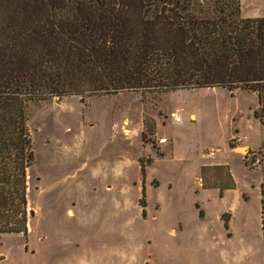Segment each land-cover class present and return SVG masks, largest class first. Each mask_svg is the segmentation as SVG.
<instances>
[{
    "label": "rangeland",
    "instance_id": "rangeland-1",
    "mask_svg": "<svg viewBox=\"0 0 264 264\" xmlns=\"http://www.w3.org/2000/svg\"><path fill=\"white\" fill-rule=\"evenodd\" d=\"M241 15L264 18V0H241ZM86 102L28 104L33 216L25 237L0 236V264H264V144L253 150L259 167L249 169L242 161L250 152L246 141H232L240 137L235 128L254 146L264 137L254 93L123 92ZM203 159L223 166L211 178L202 171L210 185L204 190ZM139 160L146 171L143 209Z\"/></svg>",
    "mask_w": 264,
    "mask_h": 264
},
{
    "label": "trees",
    "instance_id": "trees-1",
    "mask_svg": "<svg viewBox=\"0 0 264 264\" xmlns=\"http://www.w3.org/2000/svg\"><path fill=\"white\" fill-rule=\"evenodd\" d=\"M217 88L264 111V18L241 0H0V236L25 237L33 216L29 103ZM259 189L264 256V176Z\"/></svg>",
    "mask_w": 264,
    "mask_h": 264
},
{
    "label": "crops",
    "instance_id": "crops-1",
    "mask_svg": "<svg viewBox=\"0 0 264 264\" xmlns=\"http://www.w3.org/2000/svg\"><path fill=\"white\" fill-rule=\"evenodd\" d=\"M246 18H256V16H254V15H249L248 17H246ZM255 96H256V94H254ZM256 98H257V96H256ZM194 117V119H195V115L193 116ZM190 118H192V117H190ZM256 120V119H255ZM257 122H258V120H256ZM181 123H182V121H181ZM181 123H176V124H181ZM259 123V122H258ZM259 125H260V123H259ZM261 127V126H260ZM236 130H237V132H236ZM234 134L233 135H239L240 136V138H242L243 139V141L245 140L246 142V145L249 147V150L250 151H253V150H258L261 146H262V144H264V137H263V139H262V141H261V143L259 144V145H257V146H254L253 144H251L249 141H248V138L243 134V133H241L240 131H239V129L237 128H235V130H234ZM232 135V136H233ZM232 136H230V137H232ZM241 136H244L245 138H243V137H241ZM263 136H264V134H263ZM213 147H210V149H212ZM231 150V149H230ZM218 151H220V150H218ZM203 161H204V163L202 164V165H200V167H199V174H200V178H199V182H200V185H201V189L202 190H204V188L205 187H209L210 185H207V186H205L204 185V183H203V176H202V171L203 170H205V171H207V172H209V177L208 178H211V176L213 175V173H215L216 171H217V169L218 168H221V167H223V166H219L220 164L219 163H216V162H210V161H206V160H204L203 159ZM230 213H231V211H229ZM232 215V214H231ZM231 218H232V216H231Z\"/></svg>",
    "mask_w": 264,
    "mask_h": 264
},
{
    "label": "built area",
    "instance_id": "built-area-1",
    "mask_svg": "<svg viewBox=\"0 0 264 264\" xmlns=\"http://www.w3.org/2000/svg\"><path fill=\"white\" fill-rule=\"evenodd\" d=\"M168 117L174 122V123H181L182 121V118L181 116L179 115L178 112H171ZM233 143H242L243 142V139L240 138V137H235L232 139ZM160 143H164L166 142V139H160L159 140ZM242 161L243 163L245 164V166L249 169H254V168H257L259 167L260 165V158H259V155L258 153L256 152H247V154L243 155L242 156Z\"/></svg>",
    "mask_w": 264,
    "mask_h": 264
}]
</instances>
